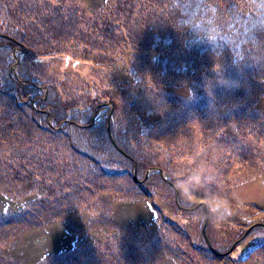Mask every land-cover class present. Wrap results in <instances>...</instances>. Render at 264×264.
I'll return each instance as SVG.
<instances>
[{"label":"rangeland","instance_id":"1","mask_svg":"<svg viewBox=\"0 0 264 264\" xmlns=\"http://www.w3.org/2000/svg\"><path fill=\"white\" fill-rule=\"evenodd\" d=\"M97 1L0 0V193L40 188L23 211L0 197V264H264V49L218 98L182 46L200 39L184 19L255 0H190L176 32L150 0ZM14 72L38 113L15 110ZM57 208L81 238L41 262L69 245L39 229Z\"/></svg>","mask_w":264,"mask_h":264},{"label":"trees","instance_id":"2","mask_svg":"<svg viewBox=\"0 0 264 264\" xmlns=\"http://www.w3.org/2000/svg\"><path fill=\"white\" fill-rule=\"evenodd\" d=\"M99 1L102 0H98L97 2ZM106 1L107 0L103 2ZM255 2L256 4H253L252 7H248L244 9L232 3V7L230 6V8H235V10L230 11V14L225 13V15H223L220 19H217L216 17L207 14L203 9L201 15H203L204 18L202 20H197L193 22L192 20L184 19L183 16V14H185L188 17H193V16H189V14L196 15V12L190 11L193 8L191 7L192 3L190 0H150V3L152 4L153 7L158 6L162 11L161 14L165 17H168L165 20H163L162 18L161 21L166 23L165 26L167 30H169L170 32H176L173 30H178V28L181 27L182 24L181 22L183 21V19H184L183 24L193 25L194 23L195 31H200L198 34L195 32V35L197 37L198 36L200 37V39L196 43L194 44L189 43L187 47L182 45L184 48L183 53H185V58H183V60L184 63L189 62L188 60H193L195 64L198 62V60L204 59L206 62L211 64V66L207 70H208V74H210L214 82H216L215 86H213L215 93L214 96L218 98H220L219 97L220 95H222V97L228 96L234 90V89L232 90L231 85L233 83L234 85L237 84V73L242 68L240 67L238 69V67L244 66L250 57L258 56L256 53L258 52L259 47L264 49V3L263 0H261L262 3L258 0H255ZM99 5L96 2L94 3L95 8H99L100 7ZM193 5L195 4L193 3ZM183 6L186 7L183 9ZM206 8L210 9L211 7H206ZM238 10L246 14V15H241L242 18L243 17L244 18L241 20L229 19ZM219 25L223 27V30L221 32H219V28H220ZM259 60L262 61L264 60V54L260 57ZM243 77L245 80L246 75H244ZM8 78L11 79V82L15 86V90L19 93L21 90L17 75L15 74L14 76L11 73L9 74ZM245 84L246 82L241 83L242 89L244 88ZM187 86L192 87V84H188ZM5 87H8V84H6ZM20 94H22L21 98H18V96L13 97V100H15L14 108L16 111L22 108V105H29L28 103H30L28 100V93L20 92ZM255 96H253L252 98H254ZM190 99L195 100L196 94L194 93L193 95H191ZM23 101L25 102L27 101L28 103H24ZM43 101H41V103H43ZM47 106L48 105H46L45 107H40L41 109H43V112L42 111L40 112L47 115L48 114V111H46ZM255 107L258 108L259 106L256 105ZM29 109L31 111H34V113H38L37 109L30 105H29ZM1 128L4 130V132H14V137L16 139L20 137L19 133H22L23 130L24 133L26 131L25 123H16L14 127L10 125H4V127ZM32 131H35V129ZM107 131L109 132V128ZM111 131H113V129H111ZM33 168L35 167L33 166ZM33 173L34 171L32 170L29 171L30 175ZM57 173H58V169H57ZM57 178L63 179L64 173L63 172L59 173ZM34 181H36L34 178L30 180L31 188L34 186V184H32V182ZM60 185H62L61 182ZM39 192H40V188L38 187V193ZM38 193L35 191L32 192L29 191L26 198H28L29 200L30 197L35 196ZM39 195L41 197L42 195H49V191L46 190L45 192ZM5 196L6 195L0 193V197L6 199L10 204H14L16 210L22 209L23 211L26 201L25 197L21 196V198L14 200L11 199L10 197H5ZM177 204L181 207L179 203ZM59 212L60 209L58 208L54 209V211L52 212L53 219L47 218L43 222L44 224L39 225L40 226L39 229L43 230L45 233H47L52 228H58L59 230L61 229L65 231L66 236L69 238V245L61 250L58 251L53 250L51 252H47L43 254L41 258V262L42 261L46 262L52 259L58 260L65 254H70V253L72 254L75 251L74 242H78L81 238V235L77 229L78 223L72 224L67 222L64 218L59 217ZM146 217H148V215ZM215 239L219 240V237L217 238L215 237ZM167 264H174V262L170 260L167 261Z\"/></svg>","mask_w":264,"mask_h":264},{"label":"water","instance_id":"3","mask_svg":"<svg viewBox=\"0 0 264 264\" xmlns=\"http://www.w3.org/2000/svg\"><path fill=\"white\" fill-rule=\"evenodd\" d=\"M111 140H112V142L114 143V145L118 148L116 142L114 141V139H113L112 137H111ZM118 149H119V148H118ZM252 228H253V227H251V228L249 229V231L252 230ZM249 231H248V232H249Z\"/></svg>","mask_w":264,"mask_h":264}]
</instances>
